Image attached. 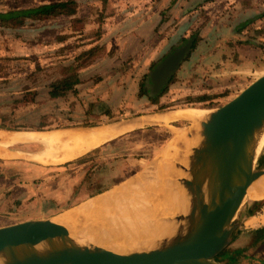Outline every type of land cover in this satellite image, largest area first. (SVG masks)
Returning a JSON list of instances; mask_svg holds the SVG:
<instances>
[{
	"label": "rangeland",
	"instance_id": "rangeland-1",
	"mask_svg": "<svg viewBox=\"0 0 264 264\" xmlns=\"http://www.w3.org/2000/svg\"><path fill=\"white\" fill-rule=\"evenodd\" d=\"M60 2L68 7L57 17L0 20L4 126L83 128L182 109L210 110L264 70V0H0V13ZM103 29L109 35L103 36ZM193 36L194 47L154 100L144 89L146 78L173 46ZM74 77L73 90L50 96L54 85L66 88ZM192 118L166 120L173 138L169 131L145 128L127 137L128 146L116 155H94L55 169L48 179L35 176L29 191L21 165H0L3 178L13 177V191L1 199L0 227L57 216L161 162L157 174ZM250 205L243 228L219 258L224 264H264V225L247 223L263 214L264 199L252 213Z\"/></svg>",
	"mask_w": 264,
	"mask_h": 264
},
{
	"label": "water",
	"instance_id": "water-1",
	"mask_svg": "<svg viewBox=\"0 0 264 264\" xmlns=\"http://www.w3.org/2000/svg\"><path fill=\"white\" fill-rule=\"evenodd\" d=\"M191 46L192 41L161 61L148 76L147 88L160 92ZM210 110L198 129L191 126L187 134L188 141H196L184 149L187 164H175L186 175L178 182L188 210L165 218L173 227L170 234L119 253L80 248L69 231L52 224L50 218L32 219L0 227V264H224L221 254L244 225L245 190L264 168L263 164L258 167L256 159L257 137L264 129V70ZM260 205L251 204L248 212Z\"/></svg>",
	"mask_w": 264,
	"mask_h": 264
},
{
	"label": "bare ground",
	"instance_id": "bare-ground-1",
	"mask_svg": "<svg viewBox=\"0 0 264 264\" xmlns=\"http://www.w3.org/2000/svg\"><path fill=\"white\" fill-rule=\"evenodd\" d=\"M210 113L211 110L195 111L182 109L155 114L146 116L143 120L135 119L118 122L124 127L118 128L115 133L126 130L128 127H140L156 123L164 124L165 118L168 120L170 119L169 117L178 118L181 114L187 115L189 119L193 117L192 126L198 129L200 123ZM190 129H186L184 132L179 130L175 143L170 148L172 150L168 151L169 153L163 161L164 164L157 174L154 171L161 162L140 173L136 179L129 180L120 186L118 185V187L94 196L91 200L65 210L58 217H51L50 221L52 224L66 228L71 239L80 248L93 246L119 253L140 249L147 243H151V240L155 239V237L170 234L173 231V227L171 226V228L165 223V218L177 212L185 214L188 210L187 201H185V191L179 187L178 182V180L185 178L186 175L177 169L175 164H187L188 154L184 149L187 147L188 142L190 144L196 143V141H192V143L190 140L188 141L187 134ZM80 131L62 133L63 136L61 135L60 139H54L52 135H42V133L35 131L29 133L13 132L14 134L0 131V143H14L31 139L32 141H39L52 146L60 144L58 147H60L59 155H61L62 151L69 152L68 150H70L72 143L77 145L82 140ZM33 132L35 134H32ZM87 132L85 133L86 135ZM98 132L101 134V131ZM99 134H96V137L99 136L100 138ZM257 139L259 141L256 159L259 167L261 164L264 165V129ZM80 146L82 147V145ZM39 159L42 160L41 157ZM261 172L262 174L252 180L246 188L244 203L256 204L264 199V168ZM99 196L105 197H101L99 200ZM248 222L264 225V219H257L254 216L247 220Z\"/></svg>",
	"mask_w": 264,
	"mask_h": 264
},
{
	"label": "crops",
	"instance_id": "crops-1",
	"mask_svg": "<svg viewBox=\"0 0 264 264\" xmlns=\"http://www.w3.org/2000/svg\"><path fill=\"white\" fill-rule=\"evenodd\" d=\"M120 27L122 30L125 29L123 24H121ZM115 29H119V28L115 27L114 30ZM124 32H126V31H123L121 34H123ZM108 33H107V30L103 29V36L105 34H108ZM169 118H170V120H172L174 117H169ZM178 118L188 119V116L181 114L180 117H178ZM166 120H168V119L165 118L164 124L156 123V124H152V125L148 124L147 126L128 127L126 130H123L119 133H115V132H117L118 128H123L124 126L120 125V123H118V122L117 123L103 124V125H95L94 127H83V128H86L84 130L82 128H80V129L68 128L69 130L67 128H62V129H56L57 131L56 130L36 131L33 129H29V130L23 129L20 131H8V130L0 129L1 132H6V133L8 132V134L10 132L11 133H13V132L14 133H29V131H35L38 133H42V135H52V137H54V139H60L61 135L63 136L62 133H65L68 131H80L82 129V131H80V135L82 137V140L77 145L72 143L70 150H68L69 152L66 153V151L65 152L62 151L61 155H59V148L60 147H58L60 144H54L52 146V145H47V144L39 142V141H37V142L32 141L31 139L26 140V141L14 142V143H0V152L2 153V154L0 153V165L1 166L4 165V166H8V167H13V165H15V166L21 165L22 174H20V175L26 176L23 178L22 184H23V187H27L26 190L29 191L30 188H29L28 184H31L30 182L31 181L33 182V180H35V176L36 177H42V178H43V176L44 177L46 176L48 179L49 176L51 175V172L54 171L55 169H59V168L63 169L64 167H69L75 163H79V162L82 163L83 161H85V159L90 158L94 155H102V156L106 157V156H111L112 154L116 155L117 153L124 151L125 147L128 146L127 137H129L131 134H133L139 130L141 131V130H144L145 128H150V129L152 128V129H154V132H157V133H160L163 130H165L167 132L169 131V133L171 134L172 132L170 130H168L167 128H169L170 124H172V123L166 122ZM92 128H95V129H92ZM71 129H74V130H71ZM85 130H86V132L88 131L87 135L85 134L86 132H84ZM97 130L101 131V134H99V132ZM35 132H33L32 134H35ZM58 132H60V133L57 134ZM96 134L97 135L99 134L100 138H99V136L96 137L97 136ZM171 137L173 138L172 134H171ZM171 137H169V139H167V141L165 143L161 144V146H163L162 147L163 149L168 144V142L172 140ZM80 145H82V147ZM47 155H49V156H47ZM121 156H122V154H121ZM39 157H41L42 160H40ZM12 178L13 177H4L3 178L2 174H0V205L2 203L1 199L3 198V196L6 195V193H8V192L13 191ZM7 181H9V183L5 184V182H7ZM15 183L17 186L22 185V184L18 183L16 178H15ZM262 201H263V199L260 200V202H262ZM11 209H13V208H11ZM59 215L54 216V217H58ZM49 216H51V215H49ZM47 218H51V217L47 216ZM256 218L257 219H264V212H263V214L261 213V214L257 215ZM32 219H40V218H34V217L26 218L23 221L32 220ZM23 221H21V222H23ZM17 223H19V222H17ZM1 227H3V226H1Z\"/></svg>",
	"mask_w": 264,
	"mask_h": 264
},
{
	"label": "trees",
	"instance_id": "trees-1",
	"mask_svg": "<svg viewBox=\"0 0 264 264\" xmlns=\"http://www.w3.org/2000/svg\"><path fill=\"white\" fill-rule=\"evenodd\" d=\"M73 2V1H70ZM68 4L64 3V2H60V3H52V4H47V5H40L37 6L35 8H28V9H22V10H12L9 11L7 13H0V20H20L23 17H37V16H41V17H57L62 15L65 12V9H67ZM195 36L192 37V48L194 47V43H195ZM174 74L171 76L169 83L173 80ZM146 82H147V78H146ZM77 80L74 77L73 80H71L70 84L66 85V88L62 87L63 83L61 85H54L51 92H50V96L52 98H57L60 96H63L65 92L73 90V86L76 85ZM168 83V84H169ZM167 84V85H168ZM166 85V86H167ZM166 90V87L159 93H151V95L155 96L156 98L154 100H156L158 97H160ZM207 98L203 97L202 99H199V101H205ZM100 125V124H97ZM62 128H66V127H62ZM62 128H57V129H62ZM0 129L2 130H8V131H20V129L18 128V130H16L17 128L15 127H7L4 126L3 124H0ZM46 129H51V127L49 126H39L36 128H33V130L36 131H44ZM52 130H56V129H52Z\"/></svg>",
	"mask_w": 264,
	"mask_h": 264
},
{
	"label": "flooded vegetation",
	"instance_id": "flooded-vegetation-1",
	"mask_svg": "<svg viewBox=\"0 0 264 264\" xmlns=\"http://www.w3.org/2000/svg\"><path fill=\"white\" fill-rule=\"evenodd\" d=\"M190 41H192V40L182 41V43H181L179 46H177V45H176V46H173V47L171 48L170 52H169V53H168V54H167V55H166L161 61H163L166 57H168V56L171 55L172 53H174V52H176L177 50L181 49L183 46H185V45H186L188 42H190ZM191 50H192V46H191V48H190V51H191ZM186 56H187V54H186ZM186 56H185V57H186ZM183 60H184V59H183ZM161 61H160L159 63H161ZM159 63H158L157 65H159ZM154 69H155V68H154ZM154 69H153V70H154ZM149 75H150V74H149ZM149 75H148V76H149ZM147 78H148V77H147ZM150 85H151V84H150ZM151 86H152V85H151ZM165 87H166V86H164V88H165ZM164 88H163V89H164ZM144 89L147 91L148 94L153 93L152 88H147V82H145V84H144ZM163 89H162V90H163ZM162 90H161V91H162ZM161 91H160V92H161ZM158 93H159V92H158ZM154 94H155V93H154ZM152 97H153V98H156V97L153 96V95L151 96V98H152Z\"/></svg>",
	"mask_w": 264,
	"mask_h": 264
}]
</instances>
